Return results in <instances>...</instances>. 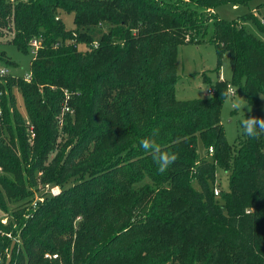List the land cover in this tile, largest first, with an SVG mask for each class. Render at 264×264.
Here are the masks:
<instances>
[{
  "label": "trees",
  "instance_id": "16d2710c",
  "mask_svg": "<svg viewBox=\"0 0 264 264\" xmlns=\"http://www.w3.org/2000/svg\"><path fill=\"white\" fill-rule=\"evenodd\" d=\"M224 1L0 0V43L27 51L42 38L30 80H0V196L30 194L24 173L62 187L0 220V264H264V134L232 149L221 121L228 84L254 106L247 116L264 117V39L242 22L264 34V18H221ZM205 40L229 55L232 80L180 100L178 46ZM0 61L11 62L4 50ZM157 128L178 153L163 174L139 144ZM216 164L229 171L219 195Z\"/></svg>",
  "mask_w": 264,
  "mask_h": 264
},
{
  "label": "rangeland",
  "instance_id": "374dc122",
  "mask_svg": "<svg viewBox=\"0 0 264 264\" xmlns=\"http://www.w3.org/2000/svg\"><path fill=\"white\" fill-rule=\"evenodd\" d=\"M251 11L259 18L263 19L264 0H227L218 4L215 9L217 16L228 20H237ZM61 18L67 28L74 27L72 12H62ZM242 22L250 32L264 39V34L258 29L256 23L252 19H245L242 20ZM212 29L213 22L211 21L206 38H209ZM0 50H4L11 60V62L0 61V69L7 68L8 75L13 77H25L31 72L32 60L35 55L32 47L28 48L27 51H24L12 43L4 42L0 43ZM176 73L177 81L175 83V94L180 100H190L199 97L211 96L212 94H209L207 91L211 87L215 88L218 80L225 79L228 82H231L232 80V68L229 55L226 53L222 59L219 60L215 44L207 40L202 42H184L178 46L176 54ZM237 94L245 99L241 94ZM15 95L18 109L21 115L27 120V110L24 104L23 96L17 90ZM247 104L252 111L254 106L250 105L248 102ZM260 109L262 115L264 116V97H262L260 102ZM244 111L245 112L241 111L237 113L231 110L230 101L226 97L224 98L221 105V121L224 126L226 139L232 149L236 147L240 137L243 136L242 131L239 128V120L245 118L247 114L251 112L248 107H245ZM31 137L33 136L31 135ZM198 151L200 155L207 154V150L201 140L198 141ZM18 153L21 155L20 150ZM208 157L210 158L211 155ZM3 173L4 172L0 167V175ZM7 175L12 180H16L17 178L11 173H7ZM23 175V179L25 178L26 180L25 186H27L25 189H27L30 194L27 196L20 195L11 198L3 190V196H0L2 203L7 208L6 211L1 208L3 211L0 213V218H7V222L11 221L14 223L16 218L15 213L25 208L34 196L41 195L46 191L45 187L47 184L43 185L40 183L42 181L40 173L39 175L30 177V181L33 182L31 184L28 182L29 179L27 178V173H24ZM228 177L229 171L222 168L220 164H216V185L220 188V190H228ZM77 222L78 221L76 219L74 223L76 224Z\"/></svg>",
  "mask_w": 264,
  "mask_h": 264
},
{
  "label": "clouds",
  "instance_id": "9594fccd",
  "mask_svg": "<svg viewBox=\"0 0 264 264\" xmlns=\"http://www.w3.org/2000/svg\"><path fill=\"white\" fill-rule=\"evenodd\" d=\"M222 95L230 101L231 110L237 113L241 111L245 112V107H248L249 111H251L246 100L237 94L236 88L229 87ZM239 128L243 135L250 138H259L264 134V117L246 116L239 120ZM158 135L159 129H153L152 134L142 138L139 144L145 153L152 156L154 163L157 165L158 172L163 174L176 162L178 153L164 150L157 142L156 138Z\"/></svg>",
  "mask_w": 264,
  "mask_h": 264
},
{
  "label": "built area",
  "instance_id": "2783aa9c",
  "mask_svg": "<svg viewBox=\"0 0 264 264\" xmlns=\"http://www.w3.org/2000/svg\"><path fill=\"white\" fill-rule=\"evenodd\" d=\"M97 43V42H95ZM42 45V38L41 37H34L32 40H31V47L34 51V54L37 52V50L39 49V47ZM8 73V69L7 68H1L0 69V80H1V77H3L4 75H6ZM25 78L27 80H30L31 79V73H28ZM229 87H232V88H235V86H233L232 84H228V88ZM209 94H212L214 92V88L211 87L208 89L207 91ZM70 93L68 91L65 92V100H64V106H63V113L66 112V111H72V108L70 107L69 103H68V100L70 98ZM62 120V117L60 118ZM30 131H31V134L32 136L34 135V132H33V127L30 126ZM210 152L213 151L212 148L209 149ZM45 192L48 194V195H52V196H56V195H59L62 191V187L59 185V184H47L46 187H45ZM221 192L220 188L215 184L214 186V194L215 195H219ZM43 199V195H36L34 196V198L31 200L30 202V206L32 207V209L36 208L37 206V203L39 200H42ZM1 208H0V213H1ZM1 221L3 223H6L7 222V218H4V217H1L0 218ZM46 257L48 258H57L58 257V254L57 253H49L47 252L45 254Z\"/></svg>",
  "mask_w": 264,
  "mask_h": 264
}]
</instances>
